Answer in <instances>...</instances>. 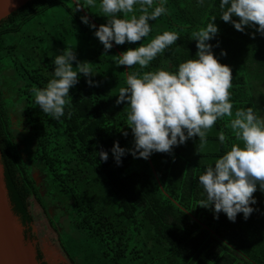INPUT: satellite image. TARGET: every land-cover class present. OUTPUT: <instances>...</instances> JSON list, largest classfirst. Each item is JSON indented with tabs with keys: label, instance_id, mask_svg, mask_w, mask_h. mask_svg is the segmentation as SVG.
Returning <instances> with one entry per match:
<instances>
[{
	"label": "trees",
	"instance_id": "1",
	"mask_svg": "<svg viewBox=\"0 0 264 264\" xmlns=\"http://www.w3.org/2000/svg\"><path fill=\"white\" fill-rule=\"evenodd\" d=\"M165 7V14L149 21L152 31L146 38L113 42L107 51L94 35L108 19L99 0L93 8L85 0H31L0 21V154L13 209L29 228L34 221L32 197L45 210V197L66 203L68 208L63 205L61 211L69 231L51 222L73 264H264V199L259 188L247 219L239 213L231 222L223 212L214 218L211 207L197 205L205 198L198 176L231 144L240 143L230 117L208 130L204 144L194 136L170 153L155 152L146 160L127 151L134 146L126 124L130 108L127 101L116 103L127 74L175 71L179 63L195 57L193 34L213 16L218 33L208 43L218 61L232 70L233 113L251 107L264 117V104H258L264 99V35L256 31L258 26L236 30L220 19L219 0L202 5L197 0H165ZM82 16L88 17V25ZM164 31L176 32L179 39L148 67L116 65L122 52L147 45ZM65 49L88 62L92 75L78 74V83L69 89L70 108L54 120L35 104L32 90L46 86L55 56ZM221 131L223 145L218 141ZM117 142L126 149L119 165L111 152ZM101 150L108 153L107 161L96 155ZM31 163L45 175V196ZM36 249L39 263L48 264Z\"/></svg>",
	"mask_w": 264,
	"mask_h": 264
},
{
	"label": "clouds",
	"instance_id": "2",
	"mask_svg": "<svg viewBox=\"0 0 264 264\" xmlns=\"http://www.w3.org/2000/svg\"><path fill=\"white\" fill-rule=\"evenodd\" d=\"M197 2L202 5L204 0ZM85 3L89 8L97 6V0H85ZM80 7L78 4L77 8ZM99 9L108 19L94 35L105 51L113 47V42L123 45L146 38L152 31L149 21L167 12L165 0H99ZM219 10L220 19L231 23L236 30L243 32L246 27L258 26L256 31L264 35V0H219ZM137 12L142 14L137 15ZM215 19L213 16L206 26L193 34L197 48L194 58L179 63L175 71L128 73L126 86L120 88L116 103L127 101L130 108L126 124L134 137V146L127 151L134 158L145 160L155 152L170 153L174 146L194 136L199 137L201 144L206 143L208 130L218 120L230 117V128L240 143L231 144L229 150L198 176L205 198L197 205L211 207L214 218L223 212L229 221L235 222L237 214L242 213L247 219L254 211L250 206L256 203L253 193L258 188L264 192V117L251 107L233 113L229 91L232 70L218 61L208 43L218 33ZM81 21L89 24L87 16H82ZM89 26L96 28L94 24ZM178 39L176 32L164 31L147 45L122 52L116 57V65L129 68L138 65L142 70ZM53 65L52 78L46 86L33 88L32 92L42 112L59 120L71 106L69 89L78 83V74L85 77L92 74L89 63L78 61L73 49L56 55ZM87 82L93 84L92 80ZM123 134L127 136L128 133ZM218 141L225 144L226 136L222 131ZM111 152L119 165L126 149L117 142ZM96 155L102 161L108 159V153L103 150Z\"/></svg>",
	"mask_w": 264,
	"mask_h": 264
},
{
	"label": "water",
	"instance_id": "3",
	"mask_svg": "<svg viewBox=\"0 0 264 264\" xmlns=\"http://www.w3.org/2000/svg\"><path fill=\"white\" fill-rule=\"evenodd\" d=\"M29 1L31 0H0V21ZM24 156L28 158L26 153ZM33 176L36 180L34 166ZM37 184L45 196L40 184L38 182ZM44 199L45 202H49L47 210L35 197L30 199V211L34 221L28 228L13 209L0 154V264H40L37 260L36 246L48 264H73L59 241L58 231L52 224L53 222L62 225L69 231L68 221L52 199L46 197Z\"/></svg>",
	"mask_w": 264,
	"mask_h": 264
},
{
	"label": "rangeland",
	"instance_id": "4",
	"mask_svg": "<svg viewBox=\"0 0 264 264\" xmlns=\"http://www.w3.org/2000/svg\"><path fill=\"white\" fill-rule=\"evenodd\" d=\"M264 99L262 98L261 100H259V102H258V104H259V106H262L264 103ZM258 109H259V107H258ZM26 153V152H25ZM26 155H27V157H28V154L26 153ZM32 164V163H31ZM33 165V164H32ZM34 166V172H35V177H36V181L40 184V186H41V188H42V190L45 192V195H46V193H47V188L45 187V182H44V179H45V175L41 172V170L37 167V166H35V165H33ZM262 193V195H263V199H264V192H261ZM47 198V197H46ZM49 199H52L54 202H55V205H56V207L61 211V210H65L64 209V207L65 208H68V205L66 204V203H63V202H61L62 200L61 199H59L58 197H49ZM61 203H63V204H61ZM263 203H264V200H263ZM63 205H64V207H63ZM62 212V211H61ZM67 219V218H66ZM68 221V220H67ZM68 224H69V222H68Z\"/></svg>",
	"mask_w": 264,
	"mask_h": 264
}]
</instances>
